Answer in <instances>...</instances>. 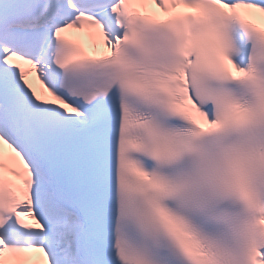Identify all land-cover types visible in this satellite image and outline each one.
Returning <instances> with one entry per match:
<instances>
[{
  "label": "snow or ice",
  "instance_id": "snow-or-ice-1",
  "mask_svg": "<svg viewBox=\"0 0 264 264\" xmlns=\"http://www.w3.org/2000/svg\"><path fill=\"white\" fill-rule=\"evenodd\" d=\"M0 264H264V0H0Z\"/></svg>",
  "mask_w": 264,
  "mask_h": 264
}]
</instances>
